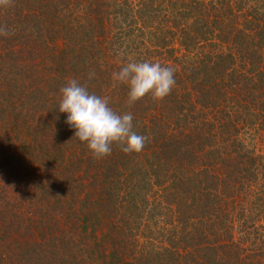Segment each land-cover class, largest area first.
<instances>
[{
  "label": "trees",
  "instance_id": "trees-1",
  "mask_svg": "<svg viewBox=\"0 0 264 264\" xmlns=\"http://www.w3.org/2000/svg\"><path fill=\"white\" fill-rule=\"evenodd\" d=\"M5 24L0 264H264V0H12ZM129 58L173 67L170 94L128 105ZM69 79L143 150L73 137Z\"/></svg>",
  "mask_w": 264,
  "mask_h": 264
},
{
  "label": "clouds",
  "instance_id": "clouds-1",
  "mask_svg": "<svg viewBox=\"0 0 264 264\" xmlns=\"http://www.w3.org/2000/svg\"><path fill=\"white\" fill-rule=\"evenodd\" d=\"M11 5L12 0H0V8ZM9 34L8 26L0 25V35ZM174 75L171 66L129 58L119 71L112 73V80L127 86V104L132 105L148 95L153 100L165 98L175 86ZM93 76L94 73H90L89 79ZM59 92V112L67 114L65 122L75 129L73 137L85 143L95 158L109 155L113 144H120L125 153L143 150L147 137L133 131L131 112L117 113L109 106L107 97L90 93L87 86L76 79H69Z\"/></svg>",
  "mask_w": 264,
  "mask_h": 264
}]
</instances>
